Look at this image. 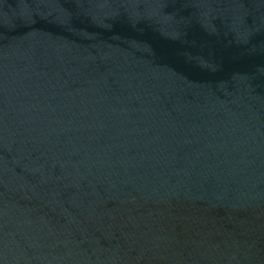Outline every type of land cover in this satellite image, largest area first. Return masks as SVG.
Wrapping results in <instances>:
<instances>
[{
    "label": "water",
    "instance_id": "1",
    "mask_svg": "<svg viewBox=\"0 0 264 264\" xmlns=\"http://www.w3.org/2000/svg\"><path fill=\"white\" fill-rule=\"evenodd\" d=\"M0 264H264V0H0Z\"/></svg>",
    "mask_w": 264,
    "mask_h": 264
}]
</instances>
